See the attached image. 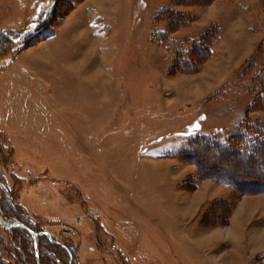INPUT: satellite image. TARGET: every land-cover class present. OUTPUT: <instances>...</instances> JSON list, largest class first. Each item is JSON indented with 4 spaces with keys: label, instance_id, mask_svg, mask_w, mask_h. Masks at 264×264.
Wrapping results in <instances>:
<instances>
[{
    "label": "rangeland",
    "instance_id": "obj_1",
    "mask_svg": "<svg viewBox=\"0 0 264 264\" xmlns=\"http://www.w3.org/2000/svg\"><path fill=\"white\" fill-rule=\"evenodd\" d=\"M189 1L0 0V215L70 253L37 239L36 256L29 235L0 226V264H225L223 233L194 221L206 194L229 189L170 154L245 118L264 126V0ZM195 153L206 176L264 175V161ZM240 198L243 222L264 211Z\"/></svg>",
    "mask_w": 264,
    "mask_h": 264
},
{
    "label": "trees",
    "instance_id": "obj_2",
    "mask_svg": "<svg viewBox=\"0 0 264 264\" xmlns=\"http://www.w3.org/2000/svg\"><path fill=\"white\" fill-rule=\"evenodd\" d=\"M174 4H180L179 0H171ZM198 1V0H196ZM191 2V3H190ZM192 1L187 2L188 4H194L192 3ZM164 12H169V14L172 12L170 9L166 8L163 10L162 13ZM173 13V12H172ZM171 13V14H172ZM163 15V17H165L167 14H158V16ZM174 17L179 19L178 14H172ZM187 26L186 24H181L178 22L175 24V26H173V32H177L179 30L180 27H184ZM210 30V31H209ZM207 31V32H206ZM206 31L203 32V39L201 37L197 38V40L193 43V45H195V51L197 52L200 48L204 46H206L207 44H212L213 40H215L217 34H218V28L216 26H211L209 29H207ZM164 38V36H162ZM205 38V39H204ZM197 42V43H196ZM194 47V46H193ZM192 47V48H193ZM211 47L209 46V54L210 55V49ZM262 48H264V42H262L261 44H259V50H261ZM201 51H206L205 49L202 48ZM199 51V53L201 52ZM257 51V52H258ZM187 59L185 60L184 58H177V60L174 63V69L176 72H179L180 70H178L179 68H185L186 64L189 65V62ZM186 62V63H185ZM188 67V66H187ZM196 68V66H194L191 63V69L186 70V71H193ZM259 79L261 81H264V71L260 74ZM262 95H264V91L261 92ZM243 123H241V125L235 130L230 131L226 134H224L223 136H220V134L216 133L214 135H210V136H193L191 137V139H189V141L187 142V144L182 147L180 150H178L177 152L171 153L170 157L175 158V159H184L185 160L188 158V162L192 165H194L196 167L197 170V177H199L201 180L203 181H212L215 182L217 184L229 187L234 196L236 198H240L242 196H247L250 194H256L257 196H264V175L262 176V174H257V176H255V178L260 177L262 180V183L258 180H255V178L251 177L248 178V180H250V182H246V181H241V179H235V178H231L228 175H224V174H212V175H203L200 172V166L197 162V157H195V148L200 150H205L206 146L207 147H213L216 149H220L222 151V153L224 154H230L232 156H238V159L240 160L239 157L244 156V158L246 160H249V164L251 168H253L255 166L256 163L262 162L264 161V126L263 124L260 123H254L251 124L249 123V121H247V119H243L242 121ZM198 147V148H197ZM204 151H201L200 154L202 155ZM198 153V152H197ZM253 153H255L256 159H251L253 156ZM256 161V162H255ZM209 166H207L206 169H208ZM255 171V170H254ZM255 173V172H254ZM235 175H238L237 173ZM234 175V176H235ZM259 175V176H258ZM197 178V179H199ZM260 183V184H259ZM221 210L215 206H211L209 209H206L204 211V216L202 217L203 219L200 220L199 225L202 227H207L209 225H212L214 222H216V219H223L221 217ZM218 216V217H217ZM213 218V222L209 223L207 222V218ZM227 221V216L224 217L223 222ZM25 226H27L29 228V230L33 231V232H37V233H41V235H39L38 239L39 241H44L43 244H45L46 246L48 244H50L51 247H53L54 249H62L64 250L68 255L69 253V247L66 246V244H64L63 242L61 243H51L49 240H47L46 236L44 234H42L43 230L42 229H36L35 227H32L31 225H29L28 223L24 224ZM17 229V228H16ZM20 231H23L30 239H32L31 235L29 234L28 231H26L23 228L19 229ZM33 241V240H32ZM49 246V245H48ZM41 248V246H40ZM46 249V248H44ZM33 250L35 252V247H34V243H33ZM44 251V250H43ZM36 255V254H35ZM251 264H264V254L259 255Z\"/></svg>",
    "mask_w": 264,
    "mask_h": 264
},
{
    "label": "crops",
    "instance_id": "obj_3",
    "mask_svg": "<svg viewBox=\"0 0 264 264\" xmlns=\"http://www.w3.org/2000/svg\"><path fill=\"white\" fill-rule=\"evenodd\" d=\"M93 9L94 8H92L91 10L94 12ZM84 13L85 11L82 7L76 9L73 12V14ZM223 28L224 27L220 29L221 34L223 32ZM179 32H182V30ZM258 35L260 37L262 36L261 33ZM260 37L258 38V40L260 39ZM257 44L258 41L254 43V45L252 44L254 47L252 46L251 49L254 50ZM13 79L18 78L13 77ZM221 186L222 188L229 189V193H227V196H225V198L221 197L224 189L220 193H211V196H208V194H206L204 203L202 201L200 204L201 206L200 211L198 212V217L203 207H205V209H209L211 206H215L217 207V209L219 208L221 210L220 215L223 219L225 216H227V221L223 222V219H216V222L207 227L200 226L199 221L197 220L194 221V223L200 230L208 233V236L218 233V230H220V233H223V246L226 247L225 249H227V252L224 255V257L226 258L225 264H251L259 255L264 254V248L259 251L254 250V248L256 247L255 243L259 241V239H262L264 236V211L260 214L258 213L256 217H254L247 223L243 222V220H241V216L245 211V207L240 202L241 198H236L229 187L223 185ZM195 197L196 196L191 197V201L195 199ZM257 198L264 201V196H257ZM197 206V203L195 205H192L191 210L193 211V208L195 210V208H198Z\"/></svg>",
    "mask_w": 264,
    "mask_h": 264
},
{
    "label": "water",
    "instance_id": "obj_4",
    "mask_svg": "<svg viewBox=\"0 0 264 264\" xmlns=\"http://www.w3.org/2000/svg\"><path fill=\"white\" fill-rule=\"evenodd\" d=\"M0 226H2L3 228L7 229V230H12L15 228H23L26 231L29 232V234L31 235L32 239H33V243H34V247H35V253L37 256V238L40 235L39 233L33 232L31 230H29L25 225L20 224L18 222H14V223H6L2 220L1 215H0ZM46 234V233H45Z\"/></svg>",
    "mask_w": 264,
    "mask_h": 264
}]
</instances>
